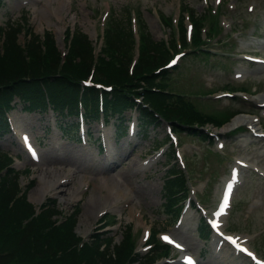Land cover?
Instances as JSON below:
<instances>
[{
  "label": "rangeland",
  "instance_id": "rangeland-1",
  "mask_svg": "<svg viewBox=\"0 0 264 264\" xmlns=\"http://www.w3.org/2000/svg\"><path fill=\"white\" fill-rule=\"evenodd\" d=\"M28 1L29 3H27L26 6L27 9L21 10L19 6V0H6V5L0 8V22L4 19H20L23 14H29L27 21L30 23L33 30L41 32L43 28H46L55 34L56 39L58 33L55 27V22L58 23L60 29H62L66 27L67 24L75 20L78 27H82L92 34V32L95 31V25L100 24L103 20L101 17L102 13L106 10H109L110 7L112 19L117 13H121L126 17L127 12L129 14V9L135 8L140 14L144 31L151 33L154 38H160L163 36V32L161 30L162 25L160 18L158 17V13L162 16L171 14L173 17H177L181 13L180 2L188 6L192 12L195 11L197 13L200 12L205 14H207L208 11H211L206 7L207 5H215L214 0H70L69 5L68 0ZM248 3L254 4V9L252 11L247 10L246 6ZM229 4H233V7L229 6ZM47 5H49V11H47V15H44L43 8ZM220 5L222 10H224L226 13V15L221 17L228 23L225 30H229V23L231 22L232 24L235 17V19L238 21H245V25L239 27L238 29L239 36L237 38H240V47L246 44L247 40L245 39L251 35V29L254 28L252 25L253 22L250 23V21H253L254 19V14H259L258 21L260 24H262L260 26V30L262 28L264 29V0H222L218 6ZM44 16H49L50 21ZM112 19H110V22ZM164 28L166 31L167 26H164ZM24 29L25 28H22V32ZM257 35L260 37V39L264 37V34H261L260 32L257 33ZM218 37L219 36H217V38ZM226 37L227 36L220 37L222 41L215 48L218 53H220L219 49L221 44L227 40ZM229 38L231 37L229 36ZM237 38L234 37V40ZM62 43V41H59V46ZM256 47H264V42L263 45L258 43ZM220 56L224 55H217V57ZM213 58L214 57H211V59ZM197 60L198 59H195L190 62L191 69L189 71H194L197 69L200 64V62ZM223 61L230 63V60L226 58H224ZM217 76L218 75H216V77ZM180 79L181 77L174 78V80L177 81H180ZM258 92L264 95V82L262 86H259ZM195 97H197V95L191 96V99L196 101ZM199 98L201 99L198 100L197 104L203 109L210 110L213 107L215 108L214 104L211 103L212 101H209L208 99L202 100L206 97L199 96ZM203 103H206L209 106H205ZM249 106V103L244 102L241 107L243 109H247ZM238 107L239 105L237 104L236 108L234 109H237ZM257 113L259 114V112ZM30 122L35 131H37L39 134H42V127L46 124L44 113L38 115L30 112ZM224 126L221 128H215L209 125L205 128V130L211 133L217 132L222 134L223 132L226 133L225 131L228 129ZM95 127L96 124L92 123L93 137H95L96 134ZM163 135L164 132L162 127H156L153 130L146 131L144 132V135L143 133L140 135L138 134V138L136 140L137 150L128 155L127 158L123 157L126 145H121V142L125 140V138L120 139L115 147L121 153L120 159L122 160L123 157L124 160H122L119 165H115V170L105 171L103 174H100L97 173V169H102L104 164L103 160L101 162L99 155L97 159L95 157V160H93L94 162H90V157L86 156V152L78 145L77 142L71 139L63 140L64 143L55 148L52 143L53 140L58 138V135L55 133H46L41 144L42 159L46 160L44 162L41 161L38 164H33L32 166L29 165L30 170L28 169L23 171L21 175L18 176V178L19 181L21 180V184L23 186L27 184V179L29 177L34 178V183L28 187L26 191V198L28 200H34L31 196L32 191L43 184L40 178L42 168H51L53 171H55L57 173L55 178L57 176L64 178L65 176L63 177L62 175L68 173L67 171L74 168L75 172L70 175L71 178H68V181L64 184L63 189H57L59 190L58 195L60 197V206L66 211L70 210V204L75 202L74 194L80 193L79 207L74 213V230L79 232L81 235L86 236L90 233L92 229L91 226H93L95 223V211L101 209L102 206H111L109 210L114 209L119 213L117 220L120 223L119 227L114 231V236L111 242H116L122 238V233L125 230L126 224L131 223L135 239H137L138 242L140 241L138 245V248H140L139 246L142 243L140 240V235L143 227L149 226L152 230L156 229L157 231H160L168 228V224L170 223V215L168 216L164 209L165 197L162 190L163 168L161 164L152 165L148 168H143L141 166L139 168L135 167L136 162L139 164V158L137 155L140 153V151H143V154L150 152L153 147L152 143L160 140ZM199 135L200 133H196L194 136L178 133L179 147L185 153V160H188V155L191 159L195 174V176H193V182L196 190H201L208 178L211 180V182H209L208 186L205 188L204 194L199 193L200 197L202 195L203 198H205L204 203H206V206H211L214 203V199L217 197V187L224 176L226 167H229V165L233 162L234 156H243L250 159L251 161L258 160L257 164L264 169L263 139L259 140L255 137H252L249 132H246L244 135H242L245 140H236L233 139V137L227 138L226 146L223 148L222 152H218L222 155L221 158H217L216 166H211L212 164L216 163V159L209 156L208 149L213 152L216 150L213 145H208L206 141L199 139ZM10 141L11 140L9 136H6L1 140L0 146L4 149H9L11 153H15V151L18 152L19 149L11 145ZM46 142L49 144L46 145ZM193 149H195L194 152ZM91 150L95 151V148L91 147ZM48 152H60L61 154H57V158L53 160L52 158H47ZM81 156L87 158L85 160L79 159ZM26 163L27 159L23 157L20 159L19 163L15 164L17 167L23 168ZM202 165H204L206 168L199 172ZM80 168L81 170H79ZM242 172L246 176L245 181H247L249 185H247L246 187L248 188L245 189L241 188L240 186V192L237 194L236 201L233 203L230 215L233 219V222H240L237 227L238 230L243 233H249L250 236L254 234L252 232H248L244 228L246 225H251L255 231H260L261 229L263 234L258 239V241H255V245L260 249L261 253L264 254V227H261L264 222V203L259 205L262 207V209L259 210L256 209L255 206L251 205L252 201H249V207L253 208L251 210L248 207L247 202L242 201L247 198V195L249 199L252 197H255V200L259 198L264 199V180L258 174L249 175L246 168H244ZM81 177H84V182H87L85 188L83 186L84 182H80ZM102 177H108L111 184L117 188L124 189V195L121 197L117 195L116 188L110 189L111 185H102ZM124 187H128L131 189V191L128 192ZM93 192L97 195L101 202L97 208L95 207L89 211H86L87 201ZM240 196H242V199ZM260 202H264V200ZM131 208L132 211L134 210L133 213L130 211ZM247 216H249L248 219H246ZM185 239L190 249L198 251L197 241L199 244L201 241L199 238H197L196 234H190L188 237H185ZM202 264H214V261L210 260L208 256H205V258L202 260ZM218 264H232V262L227 263L226 260H219Z\"/></svg>",
  "mask_w": 264,
  "mask_h": 264
},
{
  "label": "trees",
  "instance_id": "trees-1",
  "mask_svg": "<svg viewBox=\"0 0 264 264\" xmlns=\"http://www.w3.org/2000/svg\"><path fill=\"white\" fill-rule=\"evenodd\" d=\"M197 14L200 12L193 11L192 16L196 17ZM27 17L28 15L23 14L20 19H11L0 27V37H3V41L0 42V129L5 126L1 106L7 103L10 97L8 93L15 91L16 86L21 83H34L46 77L53 78L55 84H61L63 81H70L66 76H75L76 73L85 75L88 71L87 67L93 64L90 32L78 25H76L70 54L66 56L62 64L59 61L60 50L51 30L45 31L44 42L40 38L39 31L30 30L26 46L23 45L22 28ZM142 41L144 51L134 66L133 76L135 77L153 69L168 57V47L161 38H154L146 31ZM169 42L174 48V40L170 38ZM107 44L109 58L102 59L98 63L99 72L109 74L117 81L127 79L128 62L134 51L128 12L126 17L121 13L113 17ZM41 45L45 48L42 49ZM73 54L78 57L77 60L71 59ZM29 65L32 69L28 67ZM40 67L44 70L39 71ZM54 73H60L63 76L50 75ZM5 160L7 161L4 154H1L0 166ZM18 176L19 174L0 178V264H82L78 261L75 249L65 250L79 237L74 230L75 218L64 222L62 229L56 227L50 229V226L48 233L42 234L43 228L51 224L60 206L54 204L38 216L30 217L34 212V203L26 198V194L17 196L20 188ZM10 200L13 202L9 205ZM127 228L128 225L122 233V238L107 244L102 252H98L97 246L92 249L87 248L89 260L85 264H117L124 259L129 249L125 233ZM52 247L65 252L60 258H53V256L49 258L47 253ZM156 254L153 252L140 264L146 263Z\"/></svg>",
  "mask_w": 264,
  "mask_h": 264
},
{
  "label": "bare ground",
  "instance_id": "bare-ground-1",
  "mask_svg": "<svg viewBox=\"0 0 264 264\" xmlns=\"http://www.w3.org/2000/svg\"><path fill=\"white\" fill-rule=\"evenodd\" d=\"M48 7H49V5L44 6V8H43L44 15H47V11H49V8ZM45 18L50 21L49 16L48 17H45ZM55 27H56L57 30L59 29V25L56 22H55ZM242 119L247 120L245 117H243V115H237L225 127H228L230 125H234V124L242 121ZM50 174H51V176H50ZM56 174L57 173L55 171H53L51 168H46V169L45 168H42V170H41V177L40 178H41V181H42L43 184H41L40 186H38L37 188H35V190L32 191V194H31V196L33 197V199L35 201L36 200H39L41 198V196H43L47 192V190L51 189L50 188L51 185H54V184L57 183V180L52 181ZM101 184L102 185H107V186H110L111 185V188L110 189L116 188V194L119 195L120 197L123 196L124 193H125V190L124 189L117 188L113 184H111L108 177H102L101 178ZM34 192H36V193H34ZM100 202L101 201L99 200V198L97 197V195L94 192L91 193V195H90V197H89V199L87 201L86 211L87 210L89 211L90 209L95 208V207L97 208V206L99 205ZM132 208H133V206H132ZM132 208H131L130 211H132Z\"/></svg>",
  "mask_w": 264,
  "mask_h": 264
},
{
  "label": "snow or ice",
  "instance_id": "snow-or-ice-1",
  "mask_svg": "<svg viewBox=\"0 0 264 264\" xmlns=\"http://www.w3.org/2000/svg\"><path fill=\"white\" fill-rule=\"evenodd\" d=\"M173 63H175V61H173ZM229 188H231V185H229ZM166 241H170L171 242V238L170 237H167V236H165V237H163ZM229 239H231V238H229ZM177 247H180V245H176ZM191 258H189V260H190Z\"/></svg>",
  "mask_w": 264,
  "mask_h": 264
}]
</instances>
